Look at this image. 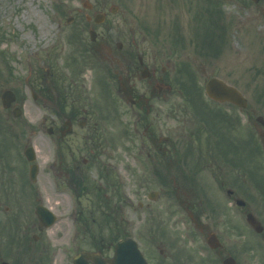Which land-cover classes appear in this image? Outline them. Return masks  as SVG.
Instances as JSON below:
<instances>
[{
  "label": "rangeland",
  "instance_id": "rangeland-1",
  "mask_svg": "<svg viewBox=\"0 0 264 264\" xmlns=\"http://www.w3.org/2000/svg\"><path fill=\"white\" fill-rule=\"evenodd\" d=\"M83 1L0 0V95L5 89L12 90L16 96L14 105L22 110V114L14 118L11 109L4 110L0 102V122L10 132L9 138L4 137L9 143L5 142L8 144L6 149L2 147L3 137L0 134V221L3 234L7 231L10 233L9 236H1L5 243H0V256L10 264H48V261L45 263L41 260L48 254L50 262L53 255L57 259L63 257L62 263L71 264L70 257L78 248L91 249L93 246L102 248L106 255L109 241H115L116 230L124 224L130 235L144 242L145 249H152L147 241H157L167 254L176 257L177 264L189 260L188 255L200 262L204 249L203 231L188 229V216L176 207L174 201V197H178L180 202L188 191L177 187V191L169 193L167 189L174 185L158 184L149 169L151 165L144 160L143 144H148V136L151 132L155 133V126L160 128L156 137H170L171 130L182 134L183 125L179 121L166 119L161 108L158 121L153 113L147 114L151 126L144 133L142 125L136 123V110L132 112L124 99H107L111 95L110 90L117 88V83L109 78L111 62L104 46L98 45L101 51L94 55L95 58L80 63L76 76L67 68L71 61L67 56L72 52L80 49L79 58L85 61L87 57L78 38L88 41V33L77 35L75 29L78 20L73 25L66 24L69 16L89 13L82 8ZM87 1L97 7L112 1L116 11L111 13L109 6H106V17H119L115 24L118 30L113 33L117 39L134 37L139 42L145 39L142 43L145 47L154 39L162 65L196 63L198 71L194 76L199 86L202 87L207 78L215 76L241 92L247 100L245 109L227 104L216 105L204 99L211 108L221 109L231 116L232 125L229 126L227 122L221 130L226 140L231 139L238 146L239 152L233 155L227 151L228 161H221L218 145L213 143L211 152L209 150L206 125L203 144L207 155L210 154L209 159L213 160L212 163L209 160L206 162L210 166L204 169L203 175L207 178L208 192L215 187L211 170L218 169L224 193L225 189H231L234 195L248 203L261 198L263 189L260 185L264 188V0H259L258 4L252 0ZM210 3L218 7L216 15L223 25L221 32L216 28L213 32L222 34V40L218 41L217 38L212 42V48H218L217 53L206 50L202 43L198 45L204 40V32L208 29L205 26L206 9ZM198 12H201L199 19ZM202 12H205L204 16ZM123 17L128 19L122 20ZM130 27L134 33L129 31ZM176 39L179 42L174 46ZM101 58L104 60L100 61ZM49 69L54 76L59 73L69 80L70 77L76 80L70 89L69 82H65L66 99L82 96L81 104L86 102L83 106L89 107V99L94 101L98 97L94 104L96 108L91 113V125L94 124L92 139L87 129H77L61 141L58 128L65 119L54 100L58 96L55 86L50 81L49 98H43L40 91L46 80L45 71ZM187 74L184 72V80ZM32 95H36V99ZM85 97L88 99L85 100ZM165 102V99L150 100V103H156L155 107L165 105ZM68 110L69 106L65 111ZM197 118L190 117V128L196 126ZM50 126L54 129L52 135L46 132ZM86 134L90 136L89 140ZM142 134L147 135L141 138ZM59 142L63 146L61 150ZM28 145L34 148L39 168L35 183L28 180V163L22 154ZM235 160L239 162L237 166L232 163ZM75 163L80 167L81 175H87L85 180L81 176L82 184L75 188L76 195L72 188L69 190L64 176V169H69ZM182 169L188 170L185 167ZM106 173L117 177L118 188L108 187L111 182ZM168 174L177 178V173L170 169ZM150 191L158 192L156 199L147 198ZM40 203L57 215L56 223L41 235L43 242L49 246L45 252L41 242L30 243L31 235L38 233L34 210ZM16 222L21 224L20 228ZM25 230L29 234L23 243L20 238ZM11 235L13 242L10 240L6 243ZM56 263L60 264V260Z\"/></svg>",
  "mask_w": 264,
  "mask_h": 264
},
{
  "label": "flooded vegetation",
  "instance_id": "flooded-vegetation-1",
  "mask_svg": "<svg viewBox=\"0 0 264 264\" xmlns=\"http://www.w3.org/2000/svg\"><path fill=\"white\" fill-rule=\"evenodd\" d=\"M99 7L101 9H98V12L104 13L101 10L105 8V4ZM113 9V7L110 8V10ZM76 19L86 22H83L84 26L80 27L82 32L94 30L97 34L96 40L89 42L91 46L85 44V54L93 55L98 50L101 51V48L96 45L104 46L106 49L108 59L111 62L109 65L111 79L117 83V88L114 89L115 96L111 95L108 99H124L132 112L136 110L134 111L138 117L136 123L142 125L144 133H147L148 128L151 126V120L148 119L147 114L153 113L154 119L158 121L162 112L161 108L164 110L166 119L179 121L183 125L182 132L184 134H178L176 130L174 133L171 130L170 137L161 135L156 137L155 134L157 131L160 132V128L155 126V133L151 132V135L148 136V144H143L144 160L151 165L149 169L153 171V178L157 183H162L169 169L176 174L178 173V167L188 168L184 173L190 185L187 187L186 196L184 199L180 198L177 207L188 215L189 230L203 231L204 249L200 262L194 261L191 256L189 260L182 264H264V199H253L251 202H245L241 205V198L234 195L233 190H229L231 192L226 191L224 195L219 176L216 175L218 169L212 171L211 179L215 187L212 192H208L207 178L203 175L206 167L204 164L206 151L203 144L205 124L202 119L199 120V116L207 114L209 106L199 97H190L183 94L184 88L192 87V84H197L198 81L179 79L184 65H162L154 39L150 40L148 47L142 44L145 39L140 42L134 37L117 39L118 37L113 33L118 30L115 24L118 23L119 17H106L104 14L101 23L95 22V17L92 19L87 14L78 16ZM125 19H128V17L122 18V20ZM128 22L131 23V21ZM68 25H73V20ZM129 31L134 33V29L131 27ZM121 35H123L122 32ZM46 74L47 78L52 75L50 69ZM200 92L202 93L201 88ZM96 98L95 101L89 99V107L83 106L86 102L81 104L82 99H58L65 119L63 125L59 128L61 141L77 129L78 131L87 129L90 132L91 139L93 138L94 124L91 125V113L96 108L94 107ZM151 99H165L167 102L164 103L165 105L155 107L156 103H150ZM68 106L69 110L66 112L65 109ZM89 108L91 109L90 113H88ZM129 112L131 113V111L127 113ZM192 116L198 117V121H196L195 127L190 128L191 124L188 120ZM87 121L89 122L87 123ZM144 135L142 134L141 138ZM85 136L89 140L90 136L87 134ZM59 147L60 150L63 147L60 142ZM83 161L86 162V159H83ZM64 176L68 185L72 189L76 188L82 176L78 164L75 163L69 169H64ZM1 177L0 155V215L2 207ZM167 177L176 183L177 178L174 175H168ZM249 213L255 219L253 225L246 221ZM201 218L203 221H201ZM36 229H38V224H36ZM45 230H39V236L34 234L36 240L33 239L35 236L32 235L35 242H41L44 252L49 248L45 241L43 242V239H41V235ZM27 234L28 231L24 233V236L26 237ZM1 236L0 221V243L2 241ZM139 243L140 250L148 264H177L175 262L176 257L170 253L167 254L159 242L147 241L149 247H152L150 250L145 249L143 241ZM81 250L78 248L76 253ZM88 251L98 253L99 261H109L114 253V241H109L106 255L103 253L102 248L96 246L91 247ZM50 259V264H57L56 261L58 260H60V264H66L62 263L63 257L57 259L51 255ZM1 261L0 257V263ZM88 263H92V261L88 260Z\"/></svg>",
  "mask_w": 264,
  "mask_h": 264
},
{
  "label": "water",
  "instance_id": "water-1",
  "mask_svg": "<svg viewBox=\"0 0 264 264\" xmlns=\"http://www.w3.org/2000/svg\"><path fill=\"white\" fill-rule=\"evenodd\" d=\"M254 1L257 2L258 0H254ZM91 35H92V38H94L93 32H91ZM205 93L210 98L218 102H230L241 108H244L247 104L245 98L239 93V91H237L234 87L227 85L226 83H224L223 81L217 78H211L207 81L205 85ZM14 99H15L14 95L11 91H5L1 95V101H2V105L4 108L9 107V105L11 104V102L14 101ZM13 114L15 116H18L20 114L19 109L14 108ZM24 154L29 161L33 160L34 155H33V151L31 148H27ZM35 173H36V167L32 165L30 169V176L32 180H34ZM44 212L46 213V215H44ZM36 213L41 220H44L45 225H50L53 223L54 217L51 216V214L48 211L46 212L45 210H43V208L38 207ZM127 242H130L129 239L121 240L116 244V253L114 257L115 263L124 261L123 258L126 256V253L123 252V256H124L123 257L121 251L122 249L124 250V247L126 246ZM79 258L83 259L85 262V258H87V255L80 254V255L75 256L73 259L74 264L79 263Z\"/></svg>",
  "mask_w": 264,
  "mask_h": 264
},
{
  "label": "trees",
  "instance_id": "trees-1",
  "mask_svg": "<svg viewBox=\"0 0 264 264\" xmlns=\"http://www.w3.org/2000/svg\"><path fill=\"white\" fill-rule=\"evenodd\" d=\"M1 128H2V129H4V126H3V125H1Z\"/></svg>",
  "mask_w": 264,
  "mask_h": 264
},
{
  "label": "bare ground",
  "instance_id": "bare-ground-1",
  "mask_svg": "<svg viewBox=\"0 0 264 264\" xmlns=\"http://www.w3.org/2000/svg\"><path fill=\"white\" fill-rule=\"evenodd\" d=\"M255 56H258L257 54Z\"/></svg>",
  "mask_w": 264,
  "mask_h": 264
}]
</instances>
